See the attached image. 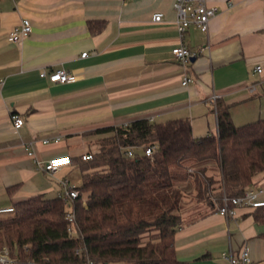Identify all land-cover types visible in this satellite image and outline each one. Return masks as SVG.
Here are the masks:
<instances>
[{"label": "crops", "instance_id": "obj_1", "mask_svg": "<svg viewBox=\"0 0 264 264\" xmlns=\"http://www.w3.org/2000/svg\"><path fill=\"white\" fill-rule=\"evenodd\" d=\"M174 1L0 0V204L53 198L79 186L82 154L99 152L100 140L111 134L97 128L182 118L195 136L216 134L214 94L237 125L264 118V73L254 71L264 66V0H207L218 8L209 31L192 26L184 38L197 53L186 69L189 84L171 51L181 42ZM156 12L164 13L162 21H153ZM23 17L32 32L8 41ZM90 20L105 26L92 33ZM58 68L76 80L56 83L40 75ZM12 113L25 120L17 135ZM55 137L61 139L43 142ZM60 155H70L72 164L55 173L42 168ZM251 187H264V173ZM263 215L264 207H237L229 217L209 209L176 231L177 256L188 264H229L224 253L247 244L252 264H264V222L257 218Z\"/></svg>", "mask_w": 264, "mask_h": 264}, {"label": "trees", "instance_id": "obj_2", "mask_svg": "<svg viewBox=\"0 0 264 264\" xmlns=\"http://www.w3.org/2000/svg\"><path fill=\"white\" fill-rule=\"evenodd\" d=\"M88 24L92 33L105 26ZM217 116L218 132L204 136L182 118L95 129L111 134L92 158H81L76 233H68L63 197L35 195L0 216V253L9 248L15 264H188L175 250L188 201L217 211L223 194H243L264 173V118L237 125L221 102Z\"/></svg>", "mask_w": 264, "mask_h": 264}, {"label": "built area", "instance_id": "obj_3", "mask_svg": "<svg viewBox=\"0 0 264 264\" xmlns=\"http://www.w3.org/2000/svg\"><path fill=\"white\" fill-rule=\"evenodd\" d=\"M174 10L177 15L176 25L178 28L179 36L181 42L172 48V53L180 64L185 69V75L183 77L182 83L189 84L193 81V78L188 75L186 69L192 62V58L196 56V52L184 42V38L188 29L192 26L198 28L202 32H208L211 20L218 14V8L214 5H210L207 0H175L173 3ZM153 21L160 22L164 19L163 12H156L152 16ZM32 22L29 17H23L21 22L15 26L7 35V39L10 42H19L24 38L28 37L32 32ZM87 52L82 55L85 56ZM254 71L257 73H264V66L258 64L255 66ZM42 77L48 78L52 82L56 83H68L74 82L76 80L75 74L70 73L65 68H58L50 72L43 71L40 74ZM4 80L0 79V84H3ZM255 86H252L251 90H254ZM219 95L214 94L212 97V102L217 106L219 100ZM11 121L13 125L12 134H18L20 128L25 124L24 118L18 113L11 114ZM130 123L125 122L122 126L126 127ZM61 137L55 138H44V143H49L51 141L58 142ZM33 142L26 144V149L28 154L34 156ZM155 150V145L148 146L143 150L145 155L151 156ZM134 148H129L127 154L129 156H134ZM92 153H84L81 158L83 160H88L92 158ZM72 164V158L70 155H60L54 156L44 162L42 168L49 172L55 173L63 166ZM264 193V187H248L243 194L238 196H227L223 194L221 204H217V211L225 216H233L235 209L237 207H246L250 209H257L259 206H264V200L260 198V195ZM58 196L63 197L66 204L65 219L68 221V233L70 236L76 233L77 217L76 209L74 206V199L79 196L78 186H66L65 190L61 192ZM216 201L215 198H213ZM16 210L15 205L4 206L0 208V213H14ZM77 253L80 254L78 250ZM224 257L228 260L229 264H252V257L250 247L245 244L243 245L237 253L233 250H229L224 253ZM15 259L10 256L9 248L5 247L0 253V263L1 264H15Z\"/></svg>", "mask_w": 264, "mask_h": 264}, {"label": "rangeland", "instance_id": "obj_4", "mask_svg": "<svg viewBox=\"0 0 264 264\" xmlns=\"http://www.w3.org/2000/svg\"><path fill=\"white\" fill-rule=\"evenodd\" d=\"M6 204H0V208L4 207ZM210 209V206H208L207 204L201 203V202H197L195 201H188V205L186 206V208L183 210L184 212V219L186 221L204 213L207 212ZM13 213H0V216H8L11 215ZM11 256V254H10ZM12 259H15L16 263L19 262L16 254L14 253L13 256H11Z\"/></svg>", "mask_w": 264, "mask_h": 264}, {"label": "water", "instance_id": "obj_5", "mask_svg": "<svg viewBox=\"0 0 264 264\" xmlns=\"http://www.w3.org/2000/svg\"><path fill=\"white\" fill-rule=\"evenodd\" d=\"M193 59V58H192Z\"/></svg>", "mask_w": 264, "mask_h": 264}]
</instances>
